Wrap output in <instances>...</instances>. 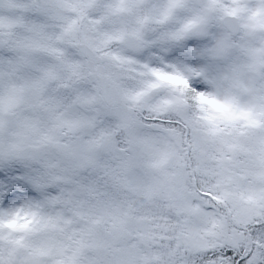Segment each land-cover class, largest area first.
Masks as SVG:
<instances>
[{"label":"rangeland","instance_id":"374dc122","mask_svg":"<svg viewBox=\"0 0 264 264\" xmlns=\"http://www.w3.org/2000/svg\"><path fill=\"white\" fill-rule=\"evenodd\" d=\"M51 4L0 0L5 25L23 29L28 9L39 14L42 45L18 50L20 66L0 82V114L14 110L0 136L8 141L16 132L19 146L0 184L5 263L229 264L227 256L204 257L232 248L242 249L244 264H264V230L251 236V226L264 223V0ZM152 4L155 16L163 14L159 28L141 17ZM178 7L186 8L185 30L172 34L165 26ZM225 13L239 17L238 36L221 24ZM48 20L70 31L46 39ZM203 21L202 36L187 33ZM129 33L140 51L118 43ZM76 41L98 50L102 62L95 67L75 53ZM95 68L115 82L121 106L105 104ZM125 86L142 92L128 98ZM176 112L183 124L166 129ZM7 192L14 198L6 202ZM18 213L27 220L21 235L11 226Z\"/></svg>","mask_w":264,"mask_h":264},{"label":"trees","instance_id":"16d2710c","mask_svg":"<svg viewBox=\"0 0 264 264\" xmlns=\"http://www.w3.org/2000/svg\"><path fill=\"white\" fill-rule=\"evenodd\" d=\"M194 9L198 11L197 6L191 5ZM172 7L168 6L167 8H163L164 10V15L165 13H168L171 10ZM101 16H104V13L101 12ZM186 13V8L185 7H178L177 10L172 9V14L170 16V20L167 21V24L165 26V29L172 34H179L180 32H183L185 30V25L184 23L181 24L179 19L181 15H184ZM28 16L24 17V25L25 28H21V23L19 22V25H9V23H6V25L3 23V20H0V82H4L7 80V74L10 72H16L17 67L20 66V62L22 61V57L20 53H18V50H20L23 47L26 46H31L33 48L38 49L40 45L37 43V40L39 39L38 33L35 29V23L39 19L40 16L39 14L35 13L33 10L30 13V10L28 9ZM131 15V12L129 13ZM135 14H138L135 12ZM163 15V14H162ZM161 16L157 17L154 15V4L150 6L149 9L143 11L141 13V17L144 20L145 23H148L150 27H155L159 28V25L161 23L160 19ZM198 16V15H197ZM195 15V19L197 18ZM194 19V21H195ZM19 20V19H17ZM51 21V20H50ZM47 26H51V30L48 32V38L46 39H53L54 35L52 31H55L56 33H60L61 30L65 31H70L65 23L63 24H58L56 21H51L49 23H46ZM98 27V26H97ZM99 28V27H98ZM100 30H103L102 28L99 29V35L97 40L101 42L102 45V50L108 54L109 49L106 47V43L109 41V36L108 34H102ZM70 36L71 33H69L68 41L70 42ZM109 43V42H108ZM115 46V44H113ZM76 52V51H75ZM56 54H59L58 51H55ZM6 66V69L4 68ZM83 75H87V70L84 68L83 73L78 76L80 78ZM67 78H64L66 80ZM59 85V84H57ZM53 84H51L52 88ZM52 90V89H50ZM133 91L131 88L125 86V94L129 97H134L137 96V94L142 92V90L138 91L137 93H132ZM192 91V90H191ZM48 93H46L43 97L45 100L47 98ZM13 109H9L7 111V114L5 116L1 115L4 118V122H0V129L3 128L6 124L5 118L8 114L13 113ZM168 126V124H166ZM16 132L12 134V138H10L8 141L0 136V184L6 183L8 177H9V164L12 161V159L17 156L19 146L16 145L18 141L16 140L17 138ZM11 142V145H8V143ZM13 164V163H12ZM2 186H0L1 188ZM1 191V189H0ZM27 220L26 218H22L21 214L18 213L16 216V219L14 223H12V227L15 228L18 231V234H22L24 226L26 227L27 225ZM3 221L0 219V225H2ZM252 238H255V232L251 233ZM242 249L235 251V253H238V258H240V252ZM1 251V249H0ZM211 252H216L218 253L215 258L212 257V255L208 258L204 257V260H210V259H215L218 260L219 256H225L222 252V250H213ZM2 253V251H1ZM228 257V256H227ZM230 258L229 264H235V261ZM17 264V263H11V262H6L2 258V254H0V264ZM152 264H161L160 262L158 263H152ZM163 264V263H162ZM164 264H167V261H165Z\"/></svg>","mask_w":264,"mask_h":264},{"label":"water","instance_id":"95a60500","mask_svg":"<svg viewBox=\"0 0 264 264\" xmlns=\"http://www.w3.org/2000/svg\"><path fill=\"white\" fill-rule=\"evenodd\" d=\"M40 7H48L51 5L50 0H36ZM199 5H203L205 0H195ZM221 24L226 27V29L231 33L232 36H237L241 32V24L239 17L235 14L226 13L220 18ZM207 29V22H199L197 24L191 25L187 29V33L191 36H202ZM119 43L130 51H140L141 43L139 38L134 34L125 35ZM75 47L91 62L92 64H98L101 58L97 55L95 50L88 45L86 42H76ZM96 78L99 82L102 97L105 103L109 107H118L123 102V97L114 84V82L104 73L96 72Z\"/></svg>","mask_w":264,"mask_h":264},{"label":"snow or ice","instance_id":"6c2138e0","mask_svg":"<svg viewBox=\"0 0 264 264\" xmlns=\"http://www.w3.org/2000/svg\"><path fill=\"white\" fill-rule=\"evenodd\" d=\"M190 83H192V86L195 87L198 91L200 90L201 86L200 84L198 83H195L194 81H190ZM14 198V193L13 192H7L5 194V201H9V200H12ZM252 227V230L254 232H257V231H261V230H264V223L262 224H258V225H254V226H251ZM223 251V254L225 256H228V257H232V259L235 261V264H244V260L247 259V257H240L238 258V253H235V250L232 249V248H225L222 250ZM218 253L216 252H212L211 255L213 258H215V256L217 255ZM249 255H251V252L249 253ZM208 254L205 253V258H207ZM256 264H259V262L257 261Z\"/></svg>","mask_w":264,"mask_h":264},{"label":"flooded vegetation","instance_id":"af4514ba","mask_svg":"<svg viewBox=\"0 0 264 264\" xmlns=\"http://www.w3.org/2000/svg\"><path fill=\"white\" fill-rule=\"evenodd\" d=\"M133 113L135 114V117H136V118H139L140 121L142 120V122L146 124V122H145L144 120H146V119H148V118H147V116L144 115L145 113H144L141 109L135 107V108L133 109ZM170 116H171V117H170L169 119H167V121H164V123H167V122H168L167 124L170 125V127H166V129H168V130H172V129H171L172 126L180 127V125L183 124L182 121L179 119V116H180V113H179V112H176V115H170ZM152 119H154V118H152ZM147 150H148V151H147L148 153H149L150 151H152L151 149H147ZM148 155H150V153H149ZM147 157H148V156H147ZM149 158H150V157H148L147 160H148ZM145 161H146V159H145Z\"/></svg>","mask_w":264,"mask_h":264}]
</instances>
